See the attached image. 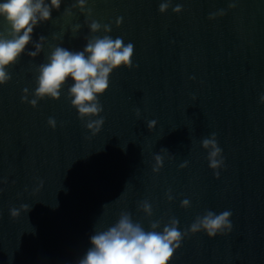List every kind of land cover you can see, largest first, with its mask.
Here are the masks:
<instances>
[{"label": "water", "instance_id": "1", "mask_svg": "<svg viewBox=\"0 0 264 264\" xmlns=\"http://www.w3.org/2000/svg\"><path fill=\"white\" fill-rule=\"evenodd\" d=\"M75 2L63 0L34 29L33 42L46 37L43 51L29 57V44L0 87V264H77L94 226L115 223L122 211L146 230L175 217L184 231L207 210H231L232 232L184 239L170 264H264V0H172L163 15L162 0H88L91 19L134 45L132 69L115 70L98 98L104 124L95 136L71 107V78L59 101L35 109L21 102L25 89L33 98L50 46L80 51L93 35L79 9L63 15ZM220 10L223 17L209 20ZM7 30L0 19V32ZM212 133L225 161L219 178L201 144ZM157 155L163 167L154 173ZM143 201L151 218L139 210ZM21 205L30 210L11 218L9 209Z\"/></svg>", "mask_w": 264, "mask_h": 264}, {"label": "clouds", "instance_id": "2", "mask_svg": "<svg viewBox=\"0 0 264 264\" xmlns=\"http://www.w3.org/2000/svg\"><path fill=\"white\" fill-rule=\"evenodd\" d=\"M62 3L63 0H50V2L49 0H2L0 2V19L8 25L6 33L0 32V87L11 81L12 76L8 69L19 61L29 44L34 48V51L27 53L29 57L36 58L41 54L46 44V37L40 36L38 42H33L34 29L42 23L49 22L52 11H59ZM87 3L88 0H76L71 7L65 8L63 15L71 18L74 9H79L86 17L85 24L93 35L86 39V44L80 51H71L62 47V43L50 46L45 62L36 69V88L32 94L33 98L29 100L28 89H25L21 102L35 109L39 101L45 99L59 101L62 89L71 78L74 81L68 88L71 107L77 110L81 121H87L85 125L87 131L95 136L104 124V118L101 116L103 106L98 98L108 91L109 78L115 70L132 69L134 45L131 42L125 44L122 37L113 39L109 35L112 30L111 25H102L91 19L92 10L87 8ZM171 4L172 0H162L159 12L162 15L166 14ZM234 7V3L229 4L230 9ZM172 11L179 15L183 7L178 4L172 8ZM224 15L225 12L220 10L210 14L208 18L215 20ZM121 23L122 18H118L116 26L119 27ZM80 29V24L72 27L73 38ZM101 31L104 33L103 36L95 35ZM53 39L58 37L54 36ZM260 102L264 103V95L260 97ZM139 116L137 110V117ZM156 124L157 122L152 120L147 123V127L152 131ZM48 126L53 130L56 128L54 118L48 119ZM201 144L208 152L209 168L219 178V170L224 167L225 161L216 134L212 133L210 137L203 139ZM162 167L163 158L160 155L155 156L153 172L159 173ZM187 167L188 161L180 165L181 169ZM166 196L171 202L173 196L170 190ZM108 205H103L102 216ZM190 206L188 199L181 202V207L184 209ZM22 210H26L27 213L30 206L10 208V217L14 219L20 216ZM139 210L148 218L153 216V208L148 201L141 202ZM231 217V210L219 213L207 210L203 215L197 216L190 228L184 231L179 229V221L175 217L169 218L162 230V222L159 220L151 222L146 230L142 223L133 220L130 212L122 211L115 223L108 226L103 224L94 226L93 234L90 236L91 246L77 264H170L184 239L201 232L210 240L231 233L233 229Z\"/></svg>", "mask_w": 264, "mask_h": 264}]
</instances>
